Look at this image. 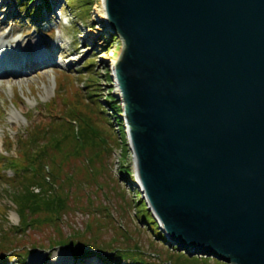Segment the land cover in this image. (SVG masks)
Segmentation results:
<instances>
[{"label":"water","instance_id":"95a60500","mask_svg":"<svg viewBox=\"0 0 264 264\" xmlns=\"http://www.w3.org/2000/svg\"><path fill=\"white\" fill-rule=\"evenodd\" d=\"M135 175L170 243L264 264V0H106Z\"/></svg>","mask_w":264,"mask_h":264},{"label":"rangeland","instance_id":"374dc122","mask_svg":"<svg viewBox=\"0 0 264 264\" xmlns=\"http://www.w3.org/2000/svg\"><path fill=\"white\" fill-rule=\"evenodd\" d=\"M36 1L31 8L34 7V12L38 13L37 17L34 14H27L19 0H9L4 10L0 9V43L12 48L31 41L34 43L33 50L46 51L48 56L47 48L51 46L56 54L54 63L36 65L24 71L16 70L17 73H24L21 76L0 77V155L16 156L15 149L10 154L6 152L8 142L4 147V141L7 139L16 141L20 135L28 131L34 121L51 116L59 117L65 102L62 98L69 95L68 97L78 102L82 101L88 118L110 137L113 153L110 158H104L106 163H110L111 169L108 172L101 169L97 174L98 181L105 186L104 188L100 189L98 183H93L94 180H86L83 169H80L76 182L85 181L84 184L96 203L101 202L107 206H110V202H114L116 206L118 204V208L113 209L114 215L122 217L119 222L134 234L131 242L123 239L114 243L118 230L105 225L98 232L99 238L93 237L94 243L109 250L132 246L133 251L138 249L133 247V244H139L141 250L146 252L145 256L148 258L151 256L154 262H159L157 256L162 255L165 261H168L167 264H229L215 257L190 256L178 245L170 243L169 238L155 239L151 229L147 227L148 223L141 220L140 223L136 217L139 214L144 217L143 212L146 208L152 216L154 215L147 200L143 198L142 191H139L140 188L136 185L138 181L134 183L129 177L122 175L123 169L130 168L135 172V154L124 115V101L116 96L120 90L115 79L116 68L125 52V43L122 38L112 36V31L105 28L103 22H99L101 18H98L96 8L102 0ZM45 1H52L55 9L48 8L47 16L43 13ZM51 6L50 3L49 7ZM91 29L98 31V35L84 38ZM41 67L44 68L39 69ZM112 96L119 99L121 110L112 107L116 103ZM53 100H56V104L50 105ZM74 124L79 125L77 122ZM6 170L10 176L14 175L13 168L8 167ZM92 178L96 179V175ZM10 185H12L10 182L0 181V197L6 196L3 191L5 188H9V191L15 190ZM34 189L40 191V188ZM104 192H107L110 198L105 197ZM3 200L5 206L14 205L10 198ZM76 201L86 203L87 199L78 198ZM127 203L131 204L129 215L125 211ZM72 204L71 202V206ZM5 206L0 208L7 216L4 219L0 217V231L1 226L10 228L11 231L21 219L15 208L8 210ZM63 216L64 235H69L74 230L83 231L85 221L89 218V214L82 208L76 212L73 208L69 209ZM97 218L100 219L98 216ZM155 220L157 221L156 218ZM46 225L41 232L35 231L30 236L26 235L28 244L36 243L43 247L33 250L28 260L30 264H133L131 260L101 261L95 256L76 261L71 249L49 246L52 245L49 241L51 238L60 237L58 229H54L53 225ZM21 238L25 239L24 236ZM58 257H61V260H58ZM6 264H19V261L12 259Z\"/></svg>","mask_w":264,"mask_h":264},{"label":"trees","instance_id":"16d2710c","mask_svg":"<svg viewBox=\"0 0 264 264\" xmlns=\"http://www.w3.org/2000/svg\"><path fill=\"white\" fill-rule=\"evenodd\" d=\"M35 2L36 0H19V4L27 14L34 13V7L31 8V6ZM46 4L49 2L46 1ZM68 96L62 98L65 102L59 117L51 116L34 121L28 131L20 135L16 141L7 140V152L11 153L15 149L16 156L0 155V181L10 182L12 184L10 186L15 189H11L12 191H9V188L3 189L6 196L0 197V208L5 206L3 198H10L14 205L5 207L8 210L15 208L21 219L17 226H12L11 231H9L10 228L6 229L1 226L0 264H6L12 259L18 260L19 264H28L32 248L43 247L36 243L28 244L26 235L30 236L35 231L41 232L43 227L47 226L46 224L53 225L54 229H58L60 237L59 239L51 238L49 241L52 245L49 246L51 248L63 246L71 249L78 260L96 255L102 261L117 259L120 262L131 260L133 264H167L168 261H165V257L162 255L159 257L154 253L160 259L159 262H154L151 256L146 257L144 254L146 252L141 250L139 244H133V247L138 248L133 251L132 246L109 250L94 243L93 239L99 238L98 232L105 225L117 228L116 233L118 234L113 240L114 243L123 239L131 242L134 234L119 222L122 217L114 215L113 209L118 208V204L116 206L114 202H110V206H107L101 202L96 203L90 191L87 190L85 181L76 182L80 169H83L86 180H94L93 183H98L100 189L104 188L105 186L98 181L97 174L101 169L103 172H108L111 169L110 163H106L104 158H110L113 149L110 137L105 135L101 128L96 126L85 114L84 103ZM112 98L116 101L112 107L121 110L119 99L114 96ZM55 101L53 100L50 105L56 104ZM76 122L79 123L78 126H75ZM8 167L14 169L13 176L7 172L6 168ZM122 172V175L129 177L132 182H137L132 169H123ZM94 175H96V179L92 178ZM35 187L40 188V191H34ZM104 193L105 197L110 198L107 192ZM78 198L87 199V202L76 201ZM125 207V211L129 215L131 204L127 203ZM72 208L75 212L82 208L89 214V218L85 221L83 231L74 230L73 233L64 235L62 231L63 215ZM143 213L144 217H141L140 214L136 216L139 222L146 221L148 223L147 227L151 229L155 239H166L167 236L159 228L158 222L150 211L146 208ZM0 217L7 218L2 209ZM23 236L25 239L21 238Z\"/></svg>","mask_w":264,"mask_h":264},{"label":"bare ground","instance_id":"6f19581e","mask_svg":"<svg viewBox=\"0 0 264 264\" xmlns=\"http://www.w3.org/2000/svg\"><path fill=\"white\" fill-rule=\"evenodd\" d=\"M8 1L9 0H0V9L1 10H4V7H5V5H6V3ZM96 10H97V16H98V18L99 19L101 18V21H99V22L100 23L103 22V26H106L105 28H109L112 31V28L113 27H112L111 22L109 21V16H108L107 8H106V0H102V3L96 8ZM94 34H95V36H97L98 35V31H96L94 29H91L88 32L87 35H84V38H86V37H95ZM33 48H34V43L31 42V41H29L28 43H21L20 46H18V47H12L11 49L13 51H15V53H17V54H15L13 56H12V54H10L11 57L4 62L5 66H8L9 67L12 64H14L15 61L13 62V59L18 58L19 53L25 54L27 56L28 54H30V51L33 50ZM33 52H35V50H33ZM38 54H39L40 59L37 60L35 58L38 56ZM53 55H54V51L51 48V50H49V52H48V56L46 55V51H40V53L38 52L35 55H30V56H27L25 58L29 60V61H27L28 64L30 63L31 60H32V63L33 64L34 63L35 64H40V62H41L40 60L41 59H48V58L49 59H52L53 58ZM7 58H8V56H7ZM1 59H2V56H0V62L2 61ZM3 59H5V58H3ZM24 63L22 62V65L20 67L17 66V67H14V68H8L9 70L7 69L6 74H3L4 77H6L7 75H10L9 77H11V76L12 77H15V76L17 77V76H21V74H24L23 72L22 73H17V71H16V70L23 71V69L25 68V64ZM28 64H27V66H28ZM0 76H2V74H0ZM118 93H120V91H118ZM139 183L136 184V185H138V187L140 188L139 191H142L141 193H143V188L141 187V184H139ZM57 259L58 260H61V257H58Z\"/></svg>","mask_w":264,"mask_h":264}]
</instances>
